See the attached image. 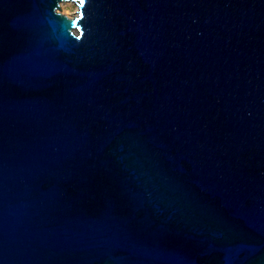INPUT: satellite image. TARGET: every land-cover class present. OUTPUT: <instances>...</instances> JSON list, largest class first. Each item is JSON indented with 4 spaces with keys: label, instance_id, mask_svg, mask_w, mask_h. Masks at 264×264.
<instances>
[{
    "label": "water",
    "instance_id": "obj_1",
    "mask_svg": "<svg viewBox=\"0 0 264 264\" xmlns=\"http://www.w3.org/2000/svg\"><path fill=\"white\" fill-rule=\"evenodd\" d=\"M0 0V264H264V0Z\"/></svg>",
    "mask_w": 264,
    "mask_h": 264
},
{
    "label": "bare ground",
    "instance_id": "obj_2",
    "mask_svg": "<svg viewBox=\"0 0 264 264\" xmlns=\"http://www.w3.org/2000/svg\"><path fill=\"white\" fill-rule=\"evenodd\" d=\"M74 3V1H72V0H63V1H61L60 2V8L61 7H63V8H65L66 9V11H67V13L69 12V13H72L71 12V6H72V4ZM59 8V9H60ZM74 14V13H73ZM72 14V15H73Z\"/></svg>",
    "mask_w": 264,
    "mask_h": 264
},
{
    "label": "rangeland",
    "instance_id": "obj_3",
    "mask_svg": "<svg viewBox=\"0 0 264 264\" xmlns=\"http://www.w3.org/2000/svg\"><path fill=\"white\" fill-rule=\"evenodd\" d=\"M76 8H77V7H76V4L73 3L72 6H71V12H72V13H69V12L67 13L66 9L63 8V7L60 8V11H61L62 13H64L65 15H67V16H71V15L76 11Z\"/></svg>",
    "mask_w": 264,
    "mask_h": 264
}]
</instances>
